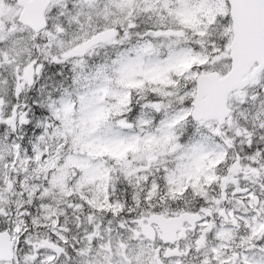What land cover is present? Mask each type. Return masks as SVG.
I'll return each instance as SVG.
<instances>
[{
    "label": "snow or ice",
    "instance_id": "snow-or-ice-1",
    "mask_svg": "<svg viewBox=\"0 0 264 264\" xmlns=\"http://www.w3.org/2000/svg\"><path fill=\"white\" fill-rule=\"evenodd\" d=\"M0 264H264V0H0Z\"/></svg>",
    "mask_w": 264,
    "mask_h": 264
}]
</instances>
